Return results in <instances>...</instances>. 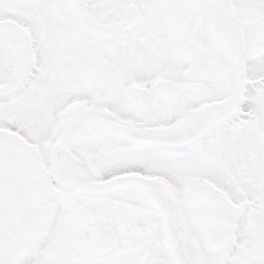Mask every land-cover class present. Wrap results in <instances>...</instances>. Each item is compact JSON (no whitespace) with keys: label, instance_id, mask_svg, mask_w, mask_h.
Masks as SVG:
<instances>
[{"label":"snow or ice","instance_id":"6c2138e0","mask_svg":"<svg viewBox=\"0 0 264 264\" xmlns=\"http://www.w3.org/2000/svg\"><path fill=\"white\" fill-rule=\"evenodd\" d=\"M0 264H264V0H0Z\"/></svg>","mask_w":264,"mask_h":264}]
</instances>
